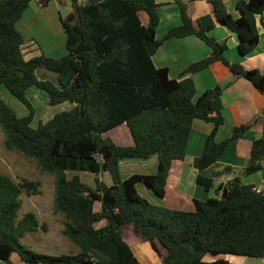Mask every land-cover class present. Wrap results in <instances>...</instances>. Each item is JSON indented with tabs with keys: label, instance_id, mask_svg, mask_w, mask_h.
I'll return each instance as SVG.
<instances>
[{
	"label": "trees",
	"instance_id": "trees-1",
	"mask_svg": "<svg viewBox=\"0 0 264 264\" xmlns=\"http://www.w3.org/2000/svg\"><path fill=\"white\" fill-rule=\"evenodd\" d=\"M174 1L180 6V24L157 39L156 0H70L73 11L60 19L67 53L25 60L16 23L32 2L44 8L50 0H0V87L29 111L26 117H17L0 96L4 148L34 160L41 173L54 176L53 212L64 219L61 235L78 250L73 255L47 256L20 245L26 234L46 231V224L32 212L17 217L20 195H39L41 183L16 182L0 171V261L11 264L16 253L28 264H142L122 237L124 226H131L166 264H233L223 258L205 261L207 255L264 260V190L257 193L235 177L220 184L214 197L194 199L193 211L153 205L136 190V184H142L158 198L165 197L171 164L185 157L194 120L213 126L201 155L192 162L197 170L213 167L227 146L248 130L236 127L227 139L215 141L223 124L222 88L208 89L195 99L189 77L171 79L167 68H156L152 56L164 41L195 36L211 50L179 76L219 62L264 94V74L229 63L224 57L226 43L209 36L214 17L237 36L238 53L250 54L259 41L257 17L264 14V0H239L238 18L229 14L222 0H203L211 5L213 17L196 20L186 14L183 0ZM139 12L147 15V26L141 24ZM259 23L264 27L262 20ZM40 69L54 73L57 84L40 80ZM32 87L46 94L50 106L69 102L75 107L32 127L35 112L26 96ZM152 155L158 158L156 173L120 178L121 160ZM262 170L264 113L262 136L252 141L241 174ZM67 172L92 174L94 186L76 176L67 180ZM100 172L109 173L112 184L100 181ZM229 172V167L222 170ZM212 182L197 178L205 191ZM95 202L101 204L99 212L93 210ZM102 220L105 225L95 228Z\"/></svg>",
	"mask_w": 264,
	"mask_h": 264
},
{
	"label": "crops",
	"instance_id": "crops-1",
	"mask_svg": "<svg viewBox=\"0 0 264 264\" xmlns=\"http://www.w3.org/2000/svg\"><path fill=\"white\" fill-rule=\"evenodd\" d=\"M183 1L185 3L186 14L192 20H196L204 15H211L213 17L212 7L207 2L203 0ZM238 1L239 0H222L227 11L233 18H238V13L235 9V5ZM156 3L158 5L156 10L159 16L156 38L161 39L169 29L180 24V6L174 0H156ZM62 6L68 8L66 14L60 13L59 9ZM72 11V4L68 3L67 5L64 0H60L59 2L50 0L48 5L44 8L40 7L36 2H32L23 12L20 20L16 23V29L23 39L22 51L24 58L27 59L28 57L29 60L39 55L50 58L64 56L67 53L65 49L66 36L60 19L66 17ZM138 16L141 24L147 26L148 17L145 12H139ZM213 20L215 27L209 32V36L219 43H226L227 50L224 53L225 59L229 63L240 64L246 70H257L261 74H264V27L259 23L260 20L264 22V14L257 17L259 33L258 44L253 52L246 56H241L238 53L237 36L226 27L218 24L214 17ZM210 51V48L197 37L187 36L181 39L164 41L152 56V61L156 68H167L171 79L181 80L189 77L195 85V99L208 89L216 86L222 88L221 103L223 124L218 128L215 135V141L217 143L227 139L231 135L232 130L236 127L246 126L248 130L243 136L232 141L227 146L213 167L197 170L192 166V162L194 158L201 155L204 142L212 131L213 126L202 120H194L187 142L185 157L182 160H175L171 164L165 185V197L160 199L146 187H141L143 186L142 184H136L138 194L149 203H154L150 200L151 197H154V199L157 200V206L182 211H193L194 199L206 200L210 198V192H214L220 184H225L235 177H239L243 184L252 185L260 191L264 190V170L250 176H243L241 174V171L248 163L252 141L262 136L264 94L258 92L245 78L235 77L227 67L219 62L211 64L200 72L182 77L179 76L181 71L188 65L205 59L210 54ZM38 78L40 79V77ZM55 79V84H57V78L55 77ZM70 104V108L73 109L75 104ZM131 160L134 159H124L119 162V173L122 180L133 174L150 175L157 171V155H152L147 159H139L144 160L140 164ZM225 167L230 168L229 173H222ZM138 169L144 172H138ZM198 177L213 180L212 187L209 191H205L204 187L197 183ZM98 178L106 185L112 184L111 176L107 172H100ZM93 210L99 212L101 210V204L95 202ZM55 216L58 218V232L61 235L64 219L60 214H56ZM104 225L105 221L102 220L96 223L94 227L99 229ZM47 229L46 226V231ZM122 237L131 250V244L143 242L141 237L132 230L131 226H124L122 228ZM14 254L15 253L10 257L11 264H28ZM238 257L236 256L234 259H229V262L232 261L231 263H237L245 260ZM219 258L225 259L227 257H225V255L211 257L210 261ZM260 262L264 264L263 259H260ZM0 264L7 263L0 261Z\"/></svg>",
	"mask_w": 264,
	"mask_h": 264
},
{
	"label": "rangeland",
	"instance_id": "rangeland-1",
	"mask_svg": "<svg viewBox=\"0 0 264 264\" xmlns=\"http://www.w3.org/2000/svg\"><path fill=\"white\" fill-rule=\"evenodd\" d=\"M55 1L59 2L60 0ZM64 1L67 5L68 3L71 4L70 0ZM59 10L60 13L66 14L68 8L62 6ZM25 60H28V57ZM37 76L40 77V80H48L54 84L56 82V75L43 69L37 71ZM0 96L2 101L14 111L17 117H26L29 114L28 109L11 96L3 86L0 87ZM26 96L35 112L31 123L32 127L46 123L55 114L71 110V104L68 102L56 106L48 105L46 94L36 88H30ZM3 141L4 134L0 127V171L9 175L16 182H20L22 179H27L39 181L41 183V193L39 195L29 196L25 193L20 195L21 207L18 211L17 217L21 218L23 214L32 212L37 216L40 223L46 224L48 229L46 232L38 230L35 233L26 234L24 238L19 241L20 245L33 252L47 256L76 254L78 252L77 248L69 243L66 238L58 232L59 222L57 216H55L56 214L53 212L54 176L41 173L34 160L26 158L15 151H7L4 148ZM131 161L140 164L144 160L134 159ZM138 172L144 171L138 169ZM74 176L78 177L82 183L90 187L94 186V176L92 174L87 172L66 173L67 180H70ZM141 187L144 188V186ZM210 196L214 197L215 193L210 192ZM150 200L155 203L151 204L158 205L157 200H155L154 197H151ZM131 246L134 256L140 261V263L163 264L164 261L162 258L153 251L148 243L141 242L131 244ZM161 251L163 252V249H161ZM14 255L17 254L15 253ZM225 257H227L225 258L227 261L236 258V256L229 255H225ZM238 258L245 260L233 264H261L260 259L257 258H247L242 256ZM204 260L209 262L211 257L207 255L204 257Z\"/></svg>",
	"mask_w": 264,
	"mask_h": 264
},
{
	"label": "built area",
	"instance_id": "built-area-1",
	"mask_svg": "<svg viewBox=\"0 0 264 264\" xmlns=\"http://www.w3.org/2000/svg\"><path fill=\"white\" fill-rule=\"evenodd\" d=\"M253 190H254L255 192H257V193H260V192H261L260 190H258V189H256V188H253Z\"/></svg>",
	"mask_w": 264,
	"mask_h": 264
},
{
	"label": "water",
	"instance_id": "water-1",
	"mask_svg": "<svg viewBox=\"0 0 264 264\" xmlns=\"http://www.w3.org/2000/svg\"><path fill=\"white\" fill-rule=\"evenodd\" d=\"M163 264H166V262L164 261Z\"/></svg>",
	"mask_w": 264,
	"mask_h": 264
}]
</instances>
